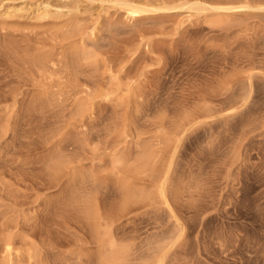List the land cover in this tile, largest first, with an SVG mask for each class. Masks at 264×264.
Here are the masks:
<instances>
[{
	"label": "rangeland",
	"instance_id": "obj_1",
	"mask_svg": "<svg viewBox=\"0 0 264 264\" xmlns=\"http://www.w3.org/2000/svg\"><path fill=\"white\" fill-rule=\"evenodd\" d=\"M47 1L70 10L0 19V264H96L110 241L160 243L164 264H264V7L129 21Z\"/></svg>",
	"mask_w": 264,
	"mask_h": 264
},
{
	"label": "bare ground",
	"instance_id": "obj_2",
	"mask_svg": "<svg viewBox=\"0 0 264 264\" xmlns=\"http://www.w3.org/2000/svg\"><path fill=\"white\" fill-rule=\"evenodd\" d=\"M89 1H92V0H89ZM92 2L94 3V1H92ZM234 2H235L234 0L233 1L232 0H209V1H207V0H100L99 3H101V4L102 3H107L112 8H116L118 10H122L125 13V15L127 16L126 19L129 20V21L130 20L131 21L135 20V19L139 18L142 15L145 16L148 13L150 14V13H155V12L156 13L157 12H165V11L167 12V11L172 10V9H184V10L187 9V10L198 11V12L208 11V12H212V13L217 15L220 12H230V11H233V10L237 11L238 9L247 11V9H253V8L254 9L257 8V10H258V9H262L264 7V3L255 4L253 6V5H250L248 2L247 3H244V2L240 3V1L237 0L236 3L238 2L239 5H235ZM250 2H252V1L250 0ZM63 9L66 10V12H69V10H70L69 7L66 4H63V5L61 4V6H54L51 3H49V1H47V0L46 1L45 0H41L37 4L35 3V5L33 7L30 5V7H28L27 9H24L23 7L22 8H20V7L17 8L15 6H13V5H10V4L5 5V6L1 5L0 6V19H8L10 17H14L16 15H20L22 13H26L27 11H30V14H32L33 17H36L37 19H47V18H50V17H53V16H58L59 17V15L63 14V12H64V11H62ZM222 15H224V14H222ZM79 30H81V29H79ZM89 55L90 54L87 51L86 52L82 51L81 57L83 59H85V58L90 59L91 56L89 57ZM37 62L40 65L44 64V60H42V58L38 59ZM46 64H47V62H46ZM236 96H237V94H236ZM152 160H153L152 153H147V154L143 153V156L139 159V164L137 166H140L141 168L147 167V165H149V163H151ZM153 164L154 163H152V165ZM115 166H116V164H115ZM53 167H55V166H53ZM153 167H154V165L152 166V168L150 166L151 171H153L155 173L156 179L159 180V182L156 181V182H158V185H156L157 186L156 187L157 188L156 193L153 192L154 196H155V199H156V196H157V198L160 199L165 204V206L169 207L170 204H168L169 202L167 200L166 188H165L166 180H167V177H166L167 175L165 173L166 169L165 170H161V169H155V167L154 168ZM150 168H146V170L147 169L150 170ZM56 170H58V168ZM56 174H57V172H56ZM164 175H165V181L162 182L161 180L163 179ZM122 190L123 191L125 190L124 194H126V189L122 188ZM130 191L131 190H128V192H130ZM140 191H138V192L140 193ZM139 193H135V194L128 193V195L126 194L125 201L130 203L129 200H127V199H131V201H132V198L135 197V195H136V197H138L137 194H139ZM147 193H149V192H147ZM147 193H145V192L140 193L141 196H142L141 199H143L144 197H146V199L147 198L149 199L150 196L147 195ZM151 196H152V194H151ZM122 200H124V199H122ZM123 203H125V202H123ZM107 228L108 227H106V229ZM97 235H99V234H97ZM101 236H107V233L102 232ZM166 242H165V247L168 245V242L167 243ZM113 243L110 241V243H109V251H104L103 250V251L100 252V254H98L99 256L97 255L98 258H96L97 259V263L96 264H164L165 263L164 262L165 256H164L163 251H162L163 250V245H161L160 243L157 244V245H155L156 243L154 245L152 243L147 244L148 246H146L147 247L146 251H143V252L134 251V249H132L130 247V245L129 246L123 245L122 247L118 246V248H119L118 249L117 246L115 247L113 245ZM6 252H7V258L2 264H18V263H15V261L13 260L11 251L9 250V251H6ZM31 257H32V260H33L34 256L31 255ZM35 258H36V260H34V263H35V261L37 262V257H35ZM29 260L31 261L30 257H29ZM19 261H20V259H19ZM30 261H28V264H30ZM137 261H139V262H137ZM16 262H17V260H16ZM38 263H35V264H38ZM20 264H21V262H20ZM31 264H32V262H31Z\"/></svg>",
	"mask_w": 264,
	"mask_h": 264
}]
</instances>
